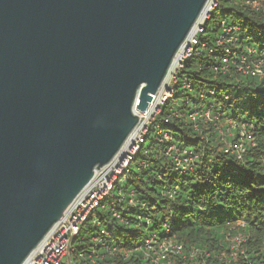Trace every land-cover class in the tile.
<instances>
[{"label": "water", "instance_id": "1", "mask_svg": "<svg viewBox=\"0 0 264 264\" xmlns=\"http://www.w3.org/2000/svg\"><path fill=\"white\" fill-rule=\"evenodd\" d=\"M208 0H0V264L120 151Z\"/></svg>", "mask_w": 264, "mask_h": 264}, {"label": "trees", "instance_id": "2", "mask_svg": "<svg viewBox=\"0 0 264 264\" xmlns=\"http://www.w3.org/2000/svg\"><path fill=\"white\" fill-rule=\"evenodd\" d=\"M246 1L220 0L204 20L197 34L204 48L196 47L178 74L189 82L191 91L176 88L120 187L135 191L138 205L128 208L122 222L98 215L110 237L105 239L107 246L119 252L106 264H149L143 257L147 237L184 247V261L179 257L169 263L168 258L161 264H264V77L244 76L232 65L225 73L219 71L223 47L217 44L223 30L230 29L233 42L227 46L243 56L247 48L254 50L249 59L260 60L264 71V0H256L257 9ZM201 106L217 116L214 124L198 123L195 129L170 115L173 109L185 117ZM166 116H171L168 123L163 121ZM228 121L236 129L227 142L237 139V128L254 142L245 145L240 159L224 152L225 142L215 131ZM158 129L171 140L160 142ZM171 147L174 151L168 152ZM175 157L188 167L176 169ZM237 237L240 243L229 241ZM233 243L239 252L236 257L230 253L224 262L220 253H229ZM191 249L198 255L188 260Z\"/></svg>", "mask_w": 264, "mask_h": 264}, {"label": "built area", "instance_id": "3", "mask_svg": "<svg viewBox=\"0 0 264 264\" xmlns=\"http://www.w3.org/2000/svg\"><path fill=\"white\" fill-rule=\"evenodd\" d=\"M219 1L208 0L199 21L200 27L194 29L187 39V45L184 44L175 55L162 86L155 95H152L151 102L144 112H134L138 117V123L120 151L107 165L95 171L87 186L75 197L63 217L53 225L23 264H106V259L119 253L116 248L107 246L105 239L109 237V234L101 227L102 221L98 215L107 214L110 219L122 222L123 214L128 211V208H135L138 205V201L135 200L137 196L135 191L125 192L120 187L126 179L135 154L144 144L152 124L166 108L176 88L191 91L189 82L186 79H180L178 74L183 69V62L195 53L196 47L204 48V45H199L197 34L202 31L204 20L209 18L210 12L217 7ZM246 3L257 9L256 0H247ZM223 32L224 35L217 42L220 47H223L220 48L219 71L225 73L229 65H232L244 76L264 77L261 61L253 57L249 59L255 51L247 48V56L238 55L227 46L233 42L232 37L229 36L230 29H224ZM170 115L177 119H184L195 129L198 123L208 125L214 124L213 122L217 120V116H212L210 111L204 110L202 106L185 117L173 109H170ZM171 116L164 117V123H168ZM226 125L227 128L236 129L230 121ZM237 129H240L237 139L225 144L224 152L234 154L240 159L245 145L253 146L254 142L250 134L241 128ZM217 130L224 131L222 128L215 127L216 132ZM156 134L160 142L171 140V136L161 129H158ZM229 135L232 136V133ZM170 151H174V148L171 147L168 152ZM174 162L176 169L184 170L188 167L186 161L183 163L177 157L174 158ZM139 206L144 208L145 204L139 203ZM240 241L241 238H235L236 244ZM144 246L143 257L149 264H161L171 255H183L186 259L184 247L172 240L161 243L155 237H147L144 240ZM187 254L188 260H193L197 257L198 251L191 249ZM123 258H127V253L123 252Z\"/></svg>", "mask_w": 264, "mask_h": 264}, {"label": "rangeland", "instance_id": "4", "mask_svg": "<svg viewBox=\"0 0 264 264\" xmlns=\"http://www.w3.org/2000/svg\"><path fill=\"white\" fill-rule=\"evenodd\" d=\"M222 126L225 127L226 124L219 125V128H221ZM234 131H235V130L233 129V127H231V128H227V129H225L224 131H223V130H222V131L217 130V135L220 137V139H221L222 142H225V144H228L229 142H227L226 140L229 139V138H231V136H230L229 134L234 133ZM229 241H230L231 243H232V242L236 243V242H235V239H231V240H229ZM234 243H233V245H231V246L229 247V250H230L229 253H227V252H221V253H220V258H221V259H224V262H226V259H227L228 257H230V255H231L230 253H233L232 257H236V253L239 252L238 247L235 246ZM168 257L171 259V262H170V263H172V260H177V258L179 259V257H180V259H181L182 261L185 260L183 255H171V256H168Z\"/></svg>", "mask_w": 264, "mask_h": 264}]
</instances>
